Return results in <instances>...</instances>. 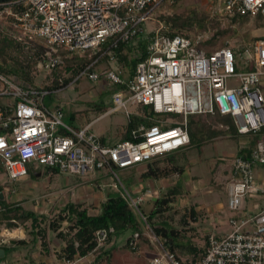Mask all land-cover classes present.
Here are the masks:
<instances>
[{"label": "built area", "instance_id": "obj_1", "mask_svg": "<svg viewBox=\"0 0 264 264\" xmlns=\"http://www.w3.org/2000/svg\"><path fill=\"white\" fill-rule=\"evenodd\" d=\"M177 1L0 2V21L23 37L46 48L88 53L89 58L100 54L76 81L86 77L97 83L105 78L112 85L124 86V90L113 93L112 111L124 109L130 123L136 114L129 112V104L153 110V117L137 114L144 121L131 129V139L109 145L90 131L91 124L76 130L65 123L63 109L48 108L44 100L49 91L37 90L17 77L0 73V159L12 180L26 177L28 165L38 163L52 171L83 177L106 171L120 181L119 170L189 148L190 116L230 117L239 137H246L240 150H249L232 157L228 189L232 231L223 236L210 235L203 253L184 260L168 248L166 238L157 233L142 212L141 205L153 193L147 190L134 196L125 190L122 197L143 229L128 238V249L134 254H148V264H264V207H245L247 200L264 199V181L254 174L255 166H264V39L244 49L228 45L208 54L199 46L209 36L170 37L161 26L147 37V56L137 65L133 80H127L114 68L103 75L93 69L107 57L115 62L120 43L128 44L144 35L143 24L153 19L162 5ZM207 4L208 14L224 25L237 16L254 19L264 15V0H207ZM62 63L61 58L48 53L42 66L53 70ZM231 80L237 82L236 86H230ZM162 115L176 117L161 119ZM220 127L229 129L227 125ZM113 231H97V246L104 245ZM64 262L75 264L69 259Z\"/></svg>", "mask_w": 264, "mask_h": 264}, {"label": "rangeland", "instance_id": "obj_2", "mask_svg": "<svg viewBox=\"0 0 264 264\" xmlns=\"http://www.w3.org/2000/svg\"><path fill=\"white\" fill-rule=\"evenodd\" d=\"M193 10L201 11L208 16L209 20H213L207 12V0H179L174 5H164L160 7L154 13L153 19L143 24L144 36L147 37L161 26L168 29L161 15L178 13L187 16ZM0 23L7 24L3 21H0ZM229 24L230 23L224 25L222 23L220 29L226 28ZM232 28H236V35L227 37L225 41L228 45L235 48L250 44L254 37H264V26L258 28L252 18H249L242 27L238 28L237 25H233ZM218 30L219 27L201 30L196 26L188 28L185 33L191 37H196L198 35L209 36L208 38L205 37L206 40H209ZM7 51L9 55L21 61L26 60L27 50L23 48H13ZM111 68H114L118 72L123 71L116 61L110 62V60H103L96 70L99 73H105L106 70ZM34 81L38 86L51 87L53 81L52 71L46 70L41 66L40 71L35 75ZM229 83L230 86H236L237 84L235 80H231ZM118 88L119 86L110 84L105 78L100 79L97 83H93L84 77L78 82L74 80L61 89L52 90L50 94L45 97L44 103L50 109L55 107L63 109L65 114L64 121L72 128L80 130L91 124V132L103 139L107 144L113 145L121 141V136L125 133L129 125V119L124 109L112 111L113 107H115L113 93L119 91ZM262 89L264 93V78L262 80ZM127 108L132 114H139V106L129 104ZM107 110H110L109 113L101 116V114ZM73 115L75 116L74 120H72ZM159 117L161 119H171L174 118L175 115H162ZM220 125V123L216 124L213 128L215 130L226 131L221 129ZM244 139H246V137H238L230 133L226 135L221 134L218 137L210 139L205 144L197 143L189 147L188 150L176 154L172 159L168 156H164L142 166L119 170L117 174L120 181H118L114 175L106 171H98L83 177L51 171L38 163L28 165L29 175L23 179H17L16 181L10 179L4 163L0 159V190H3L6 196V202L0 203V221L5 225L17 221L19 226L25 230L26 234V240L24 241L20 239L7 240L6 244L3 246L6 256L2 259L8 261L13 257L14 259L23 258V260H25V257H28L29 260H31L32 257H36V247L41 246L39 235L36 230H33L32 221L30 220L25 223L20 221L19 216H21L23 212L37 213L39 208H43V206L48 208L52 205L53 201L54 204H57V207H59V201L68 198L69 202L83 203L84 207L91 208L90 211L95 213V208H93L95 205L94 199L82 201L83 197L81 195L85 192L84 190L88 188L91 192H94V194L101 196V199L107 198L108 195H122L125 190L135 196L137 195V193H135L136 190L145 186L140 177L149 165H151L154 170L168 169L169 172L167 171V173H171L174 167L178 168L177 170L184 168V179H189L191 177L197 179L193 180L194 183H192L193 185H191L190 188L180 184L178 188L180 192L179 197H176V200L171 203V206L163 204L164 208L158 213V221H167L174 225L175 228L181 231L185 230L186 238L189 237V234L193 233L191 227H196L195 232L201 235L199 237L203 241L206 236L198 232V227L209 228L221 224L226 231H230L231 227L229 225V220L230 217L233 216V212L229 209L228 190H225L227 186L224 185L221 187L219 185L215 187L217 182L214 173H221V175L226 177L225 183L226 181L231 183V173H229V170L232 157L238 155L241 142ZM220 159L222 160L220 161ZM223 167L228 169L222 171L221 169ZM37 170L43 172L41 177L35 175ZM227 174H230L229 178H227ZM254 174L255 177L261 180V174L264 175V166H255ZM200 179L203 181L197 183L196 181ZM181 182H183L182 179ZM176 183L177 181L174 184ZM169 190L165 191L162 197H168ZM192 192L195 193L193 197L189 196ZM148 197L150 204L146 203L142 206L146 213L150 212V205L153 206L154 202H156L154 195H149ZM15 200L19 202L15 203ZM220 206L223 207L220 208L219 211L216 210V208L218 209ZM196 207H199V209L202 207L205 208L203 212H201V215H197V218L200 219L203 224L202 226L194 222L191 209ZM214 208L215 212L211 213ZM6 209H8L9 212L6 211ZM53 212L52 208L51 216L54 215V219H49L48 217L50 216L48 213L42 215L44 216L42 220L45 221H40L42 224L41 227H39V231L44 229L43 231L45 233H51L57 238L58 233L51 227V220L57 223L60 219L56 217L57 215L55 216ZM211 219H214L215 223H213ZM61 227L63 230L67 231L69 222H63ZM202 231H204V229H201V232ZM55 233L57 235H55ZM128 235L129 233L122 234L118 237L116 240V250L113 256L100 264H148V254H134L129 249L125 248V240ZM184 239L185 238H181L178 239V241H184ZM145 250H148V248ZM57 255L53 251L51 258L47 257L46 259L54 261L52 264H65V262L60 260L59 254ZM97 257L98 254L94 253L87 258L77 259L75 264H95Z\"/></svg>", "mask_w": 264, "mask_h": 264}, {"label": "trees", "instance_id": "obj_3", "mask_svg": "<svg viewBox=\"0 0 264 264\" xmlns=\"http://www.w3.org/2000/svg\"><path fill=\"white\" fill-rule=\"evenodd\" d=\"M12 0H0V2H9ZM179 1V0H178ZM177 1V2H178ZM164 6V5H162ZM161 6V7H162ZM168 29L165 32L166 35L174 37L177 35L188 36L186 30L191 27H199L201 30H208L211 27H219V30L214 34L211 39L204 40L199 46L204 49L208 54L228 46L225 39L227 37H233L236 35V28H232L233 25H237L238 28L242 27L249 18L248 17H235L226 28H221L222 22L218 19H208V16L201 11L193 10L189 15L185 16L183 14L173 13L167 15H161ZM256 26L258 28L264 26V15H259L254 18ZM150 33L147 37H150ZM147 37L140 35L134 39L131 43H120L116 50V62L121 66L123 71H121L122 76L127 80L131 81L135 78L137 65L143 61L147 56ZM194 38V37H192ZM264 37H254L250 44L258 40H263ZM245 45V46H248ZM245 46L241 48L244 49ZM23 48L27 50V56L25 61H21L18 58L8 54L9 49ZM104 50V47H103ZM48 53L53 54L62 59L63 63L51 70L53 75V81L51 87H41L35 84V75L41 69V66L48 55ZM100 54L94 55L89 58V54H72L62 48H46L42 44L29 40L23 37L20 33L13 29L9 24L0 23V73L7 77H17L22 82L29 84L31 87L41 90L49 91L61 89L72 83L76 78L85 70L89 65L94 62ZM104 60H109L108 57ZM103 61V60H102ZM99 61L98 65L102 62ZM98 67V66H97ZM94 67L93 69H96ZM103 75V73H102ZM80 80H77V82ZM119 91L124 90V86H119ZM114 108V107H113ZM112 109V108H111ZM110 110L105 111L101 114L103 116ZM139 113L143 116L153 117V110L149 107H140ZM176 117V116H175ZM178 117V116H177ZM75 116H72V120ZM139 121H144V118L134 115L132 122L129 123L125 133L121 136V140L131 139L130 131L132 128L138 126ZM148 122V121H147ZM155 122H148L152 125ZM224 124L229 127L226 131L215 130L213 126L216 124ZM189 133L191 137V146L197 143L205 144L210 139L220 136L221 134H232L238 136L237 129L230 117H223L219 114L214 116H204V115H192L189 117ZM103 142H105L102 139ZM257 139L253 141L252 144L256 143ZM190 146V147H191ZM249 150L241 149L239 154L248 153ZM172 159V157L169 156ZM174 167L172 172H182L183 168ZM55 171V170H53ZM168 169L166 170H154L151 165L142 174L143 179H157L161 175L168 174ZM57 172V171H55ZM180 194L178 187L170 190L168 197H161L156 200L154 209L150 213L142 208V212L148 217L151 224L155 227L153 219L156 215L164 208L163 204H169L176 200V197ZM1 202V200H0ZM166 207V206H165ZM91 209V208H90ZM90 209L84 207L83 203H68L63 210H61L56 217H59L57 223L52 222L51 227L53 230L58 232L57 237L65 243L59 252L60 259H69L71 261H77V259H84L90 255L97 253L98 257L95 260V264H100L110 259L116 250V240L122 234L129 233L128 238L136 233L143 232L142 224L139 222L138 216L129 207L128 203L124 200L122 195H108L107 200L102 203L99 213L92 214ZM193 217L197 216L195 211H192ZM44 216L36 215L32 212H23L19 216L20 221L24 223L27 221H32L33 230L38 233L41 240V247L44 251L49 250L48 234L43 230L39 231L41 227L40 221ZM41 219V220H40ZM54 219V218H53ZM69 222V227L63 230L61 225L63 222ZM62 222V223H61ZM113 228L114 231L109 233V238L104 245L98 247L95 240V234L99 230H110ZM159 235L166 238V245L168 248L174 252L178 257V252L175 251L176 248L184 247L190 251H196V247L192 243L178 244V239H186V231L179 230L175 227H170L169 229L156 228ZM128 238L125 241V248L128 246ZM184 239V240H185ZM183 241V240H181ZM142 242L150 248V244L145 237H142ZM190 242V240L188 241ZM111 245V246H110ZM181 248V247H180ZM199 255V254H198ZM197 255V256H198ZM195 256V257H197ZM180 258V257H179Z\"/></svg>", "mask_w": 264, "mask_h": 264}, {"label": "crops", "instance_id": "obj_4", "mask_svg": "<svg viewBox=\"0 0 264 264\" xmlns=\"http://www.w3.org/2000/svg\"><path fill=\"white\" fill-rule=\"evenodd\" d=\"M245 141L246 140L244 139L241 142V144L245 143ZM186 150H188V148ZM186 150H183V151H186ZM183 151H181V152H183ZM181 152H178V153H181ZM178 153L169 154V155H166V156H168V157L170 156V157L173 158ZM142 165H144V164H142ZM142 165H138V166H142ZM225 169H228V168L223 167L221 170L223 171ZM146 170L147 169H145L143 171V173ZM184 171H185V169L183 168L182 172H171V173H168V174L161 175L157 179H146L145 180L141 176L140 179H141V181H143L145 186L141 187L140 189H137L135 193H141V192L150 190L153 193L151 195L152 196L154 195V198H156V200H157V199L161 198L165 194V191H167L169 189L171 190V189H173L175 187L179 188L180 184L181 185H185L187 188L188 187L190 188L191 185H193L192 183H194L193 180H197V179H194V177H191L189 179H184L183 178ZM229 171H231V167H230ZM35 175L37 177H41L43 175V172L38 170V171L35 172ZM214 175L216 176L215 180L217 182L215 187H217L219 185L221 187H223L225 185V186H227V189H225L227 191L229 189V187H230V183L227 182V181L225 183L226 177L221 175V173H219V172L214 173ZM226 176H227V178H229L230 174L229 175L227 174ZM23 178H25V177L19 178L18 180L23 179ZM256 178L258 179V177H256ZM260 178H262V179L261 180L258 179L259 181H264V175L261 174ZM181 179L183 180V182H181ZM176 181H177V183L174 184ZM202 181L203 180L200 179V180H198L196 182L198 183V182H202ZM0 189H1V187H0ZM0 191H1L0 192L1 193V195H0L1 202L0 203L2 204L3 202H6V196H5V193L3 192V190H0ZM84 191L85 192H83L82 195H81L83 197L82 201H86L87 199H90V200L94 199L95 200V205L93 206V208H95L94 211H95V213H99L102 203L105 202L107 200V198H102L101 199V196H98L97 194H94V192H91L88 188L86 190H84ZM89 191H90V193H89ZM194 195H195V193H193V192H192V194H189V196H191V197H193ZM177 197H179V195ZM148 201H149V197L147 196L146 201H145L144 204H146V203L150 204V201L149 202ZM14 202L16 203V202H19V201L15 200ZM68 203H71V202H69L68 198H65L63 201H59V207H57L58 205L54 204V201H53L52 205H50L48 208L43 206V208H39L37 213H35V214L39 215V216H42L43 214L48 213V215L50 216L48 218L51 219V218L54 217V215L51 216L52 208H53V211H54L53 213H55V216H56L61 210H63L65 208V206ZM185 204H186V202H185ZM154 205H155V202H154ZM154 205L153 206L150 205V212L154 209ZM168 205L171 206V203H169ZM254 205H259L260 207H264V199H258V200H255V201L247 200L246 203H245V207L246 208H253ZM222 207L223 206H220V207H218V209L216 208V210L219 211V209L222 208ZM204 209H205L204 207H202L201 209H199V207H196V208H192L191 212L195 211L196 215H198V214L201 215V212H203ZM6 211L9 212L8 209H6ZM212 212H215V208L211 211V213ZM95 213H92V214H95ZM158 215L159 214H157L156 217L153 219L156 228H158V229H161V228L169 229L171 226L174 227V225L168 223L167 221H165V222L158 221V219H157ZM211 221L213 223H215L214 219H211ZM0 222H1V225H0V250L4 251V257H5L6 256V252L3 249V246L6 244L7 240L8 239H14V240L15 239H20V240L24 241V240H26V234H25V230L22 227L19 226L17 221L16 222H11L8 225H5L4 223H2V221H0ZM194 222L198 223L201 226L203 225L201 223V220L198 219L197 216L195 217ZM191 229H192L193 233L189 234L190 233L189 232L188 233L189 234L188 238H186L184 241H178L177 243L178 244L186 243L188 245H189V243H192L193 246L196 247V251H190L188 249H185L184 247H182V245L180 246L181 248L178 247V248L175 249V251L178 252L179 257L184 259V260L192 259L193 257L197 256L198 254L200 255L201 253H203L205 251V249H206L207 240H208V237L210 235L215 234V235H218V236H223V235L229 234L232 231V229H230V231H226V229L223 228L221 226V224H218L216 227L212 226V227H209V228L198 227V232L203 233L206 236L205 240L203 241L199 237L201 235H198L197 232H195L196 231V227H191ZM201 229H204V231L201 232ZM58 232H56V233H58ZM56 233H55V235H57ZM48 239H49V246H50L49 248L50 249L47 252L44 251L41 246L40 247H36V249H35L36 250L35 251V256L36 257L35 258L32 257L31 260H29L28 257H25V260H23V258L14 259L13 257H11L8 261H6L5 259H2V258H4V257H2V258H0V264H52V262H54V261H52L51 259H46V258L47 257L51 258L53 251L56 253V255L59 254V252H60L59 250L62 249V247L65 245V243L63 242V240L59 239L58 237L55 238L53 236V234H51V233L48 234ZM189 240H190V242H188ZM60 260L64 262L63 259H60ZM17 261H18V263H17Z\"/></svg>", "mask_w": 264, "mask_h": 264}, {"label": "water", "instance_id": "obj_5", "mask_svg": "<svg viewBox=\"0 0 264 264\" xmlns=\"http://www.w3.org/2000/svg\"><path fill=\"white\" fill-rule=\"evenodd\" d=\"M4 257V251L0 250V258Z\"/></svg>", "mask_w": 264, "mask_h": 264}]
</instances>
